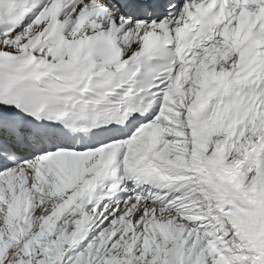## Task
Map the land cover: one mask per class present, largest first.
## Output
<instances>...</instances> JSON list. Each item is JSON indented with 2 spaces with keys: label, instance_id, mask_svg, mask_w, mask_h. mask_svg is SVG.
<instances>
[{
  "label": "snow or ice",
  "instance_id": "1",
  "mask_svg": "<svg viewBox=\"0 0 264 264\" xmlns=\"http://www.w3.org/2000/svg\"><path fill=\"white\" fill-rule=\"evenodd\" d=\"M0 264H264V0H0Z\"/></svg>",
  "mask_w": 264,
  "mask_h": 264
}]
</instances>
